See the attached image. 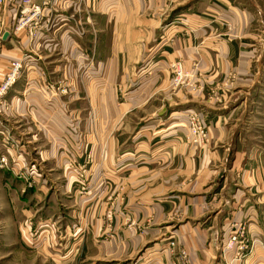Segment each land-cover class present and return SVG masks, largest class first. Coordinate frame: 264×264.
I'll use <instances>...</instances> for the list:
<instances>
[{
    "label": "crops",
    "instance_id": "obj_1",
    "mask_svg": "<svg viewBox=\"0 0 264 264\" xmlns=\"http://www.w3.org/2000/svg\"><path fill=\"white\" fill-rule=\"evenodd\" d=\"M19 1L0 7V83L22 61L0 98V154L20 149L34 171L26 189L11 173L1 181L31 221L23 250L60 264H171L173 239L190 264H264V0H49L51 27L34 37L12 29ZM176 60L189 76L180 88ZM192 109L205 144L187 142ZM68 158L84 165L87 193ZM239 226L253 246L234 261L236 246L220 250Z\"/></svg>",
    "mask_w": 264,
    "mask_h": 264
},
{
    "label": "rangeland",
    "instance_id": "obj_2",
    "mask_svg": "<svg viewBox=\"0 0 264 264\" xmlns=\"http://www.w3.org/2000/svg\"><path fill=\"white\" fill-rule=\"evenodd\" d=\"M188 2L187 1L182 2L180 4V6H177L176 8H174V10L172 12H169V16H171V14L178 15L180 13H184L185 12L184 8L188 4ZM193 81H194V78L192 80V83H193ZM185 85L186 84H181L177 88H180V87L185 86ZM192 111L193 112H200L198 109L190 110V112H192ZM204 122H205V120H204ZM185 127L187 130L186 139H187V142L189 144H191L192 146H196V145L205 144L207 142V140H208L207 129H206V138L205 139H203L201 142L192 141V136H190L191 133H190V127L188 124L187 116H186V121H185ZM205 127H206V123H205ZM5 136L6 137H4V139H3L4 145L8 144L12 148L15 147V149H17L18 145H17L16 140L11 139L10 138L11 136L9 134L8 135L5 134ZM19 151H20V149L17 150V153L15 155L13 153L11 155H7L6 153H4L8 158V168H1L0 167V264H58L59 261H56V260L53 261L49 256L45 255L43 252H40V253L39 252L38 253L32 252V253H30L28 251H24L26 248L24 247L23 242L21 240L22 237L20 234V229H22L23 226L31 225V221L26 220V217H23L21 220H18L19 218L16 216L17 213H14L10 207V203L13 204V201H16V196L13 195V198H12L9 195V198H10V200H9L8 197L6 196V192H5L4 188L2 187V183H1L2 178H5L8 173L9 174L11 173V177H13V178H14V176H16V177L19 176V179L21 178V180L24 183H27L25 181L26 179L23 178L19 174H20V172H30V178L33 177L30 184L31 185L33 184L34 176L32 174L34 171L31 170L30 160L28 159V157L26 155L22 154V152H19ZM66 162H70V164L66 165V163H65L63 165V168L65 169L66 173L70 177H72L73 185L76 186V189L81 194L87 193L90 189L89 179H88L87 175H86V179H84V181L80 180V178H82V177H80L78 179V175H77L79 171L85 170L84 165L79 164L76 160H74L72 158H68V160ZM18 164H20V166ZM25 169H27V171H25ZM26 177H27L28 182H30L29 177L27 175H26ZM9 187H11V186L10 185L6 186V189L8 190ZM24 188L26 189L27 186L26 187L24 186ZM74 190H75V188H74ZM25 220H26V224L23 223ZM232 234H233V232L230 235H232ZM230 235H229V237H230ZM225 242L226 241H224V243ZM224 243H223V245H224ZM20 247L21 248L23 247L24 250H23V248H22V250H20L19 249ZM145 247H143V248H145ZM143 248L140 249L138 254L142 252ZM178 249L184 250L186 252V254L188 255V253L185 249H183L181 247ZM178 249H176V247H173L172 251L170 249L168 250V252L172 256L171 264H174V262L177 263V258L179 256H178V254H176V252ZM220 252H221V250H220ZM246 252H247V249H245L243 251V253H246ZM47 253H48V255H50L49 252H47ZM188 258H189V256H188ZM236 260H238V259H235L234 261H236Z\"/></svg>",
    "mask_w": 264,
    "mask_h": 264
},
{
    "label": "built area",
    "instance_id": "obj_3",
    "mask_svg": "<svg viewBox=\"0 0 264 264\" xmlns=\"http://www.w3.org/2000/svg\"><path fill=\"white\" fill-rule=\"evenodd\" d=\"M49 0H44L41 4H36L32 0H20L19 7H18V19L16 24H14L12 29H19L23 27L28 28L29 35L34 37L36 33L43 29H49L51 27L50 21H43L41 19L43 14V8L45 4ZM6 2V0H0V7ZM22 68V61L20 60H13L4 75L1 83H0V98L7 92V90L12 86L15 80L19 77L20 71ZM188 73L184 67V64L181 60H176L170 64V82L173 87H179L181 84H188ZM188 124L190 127V136H192V141H199L201 142L203 139L206 138V127L204 119L200 112H188L187 114ZM70 162H66V165H69ZM0 167L1 168H8V158L3 153L0 154ZM27 171V169H25ZM23 178H25L26 186H31L30 172H20ZM26 175L29 177L30 182H28ZM78 179L80 180L86 179V172L85 170L78 172ZM19 178V176H17ZM21 179V178H20ZM236 244V245H235ZM176 242L175 240L171 239L168 241L167 249L173 250L175 247ZM236 246V252L232 260L239 259L244 255L243 251L247 249V252H250L252 249V242L248 243L247 239L244 235V228L243 226H239L232 235L226 240L223 247H221V255L223 256L226 249H233ZM176 254H178L177 263L174 264H190V259L184 250L178 249ZM175 254V255H176Z\"/></svg>",
    "mask_w": 264,
    "mask_h": 264
},
{
    "label": "water",
    "instance_id": "obj_4",
    "mask_svg": "<svg viewBox=\"0 0 264 264\" xmlns=\"http://www.w3.org/2000/svg\"><path fill=\"white\" fill-rule=\"evenodd\" d=\"M8 36V33L7 32H4V34H3V38H5V37H7Z\"/></svg>",
    "mask_w": 264,
    "mask_h": 264
}]
</instances>
